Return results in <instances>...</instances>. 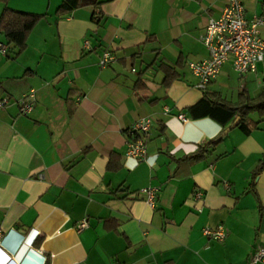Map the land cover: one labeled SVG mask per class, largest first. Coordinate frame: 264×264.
<instances>
[{"label":"crops","instance_id":"0c3cea01","mask_svg":"<svg viewBox=\"0 0 264 264\" xmlns=\"http://www.w3.org/2000/svg\"><path fill=\"white\" fill-rule=\"evenodd\" d=\"M62 1L0 0V16L5 8L44 16L17 57L7 46L0 53V232L10 233L0 264H249L264 247V170L250 185L264 159V119L185 159L222 130L187 109L206 93L237 101L222 94L230 63L205 92L187 68L208 58L200 37L229 0H98L58 17ZM238 1L247 20L264 17V0ZM104 52L116 61L101 68ZM164 66L176 75L168 87ZM260 67L235 74L237 97L264 89ZM30 90L36 103L21 116L17 100ZM145 117L153 122L136 162L125 156L128 131ZM147 187L159 188L154 207L136 195ZM217 226L222 243L202 234Z\"/></svg>","mask_w":264,"mask_h":264},{"label":"built area","instance_id":"2783aa9c","mask_svg":"<svg viewBox=\"0 0 264 264\" xmlns=\"http://www.w3.org/2000/svg\"><path fill=\"white\" fill-rule=\"evenodd\" d=\"M245 7L238 0H229L221 15L216 20H209L200 42L208 53V58L198 62H190L187 68L196 78L195 88L205 92L209 84L216 79L222 67L230 63L233 72L238 78L244 79L247 75L256 74L257 65L264 63V39L261 38V29L264 28V17L254 16L247 20ZM86 44V43H85ZM6 45L0 43V53L6 55ZM116 61L114 55L109 52L102 53L99 58L101 68L109 67ZM132 72L134 70L132 69ZM7 101H0V109L4 108ZM36 103V92L34 90L23 94L18 100V113L21 116L29 115ZM179 119H183L179 116ZM150 117L138 119L128 131V143L125 156L142 162L146 157V143L152 127ZM159 192L158 187H147L137 191V196H142L145 203L154 207L155 199ZM202 193H193L192 201L202 204ZM200 212V208H196ZM87 227L86 221L76 225L78 232ZM10 233L0 232V253L5 254L3 245ZM203 236L224 242L226 233L222 226L214 228L204 227ZM7 255V254H6ZM9 257V255H8ZM26 257V256H25ZM25 260V258H24ZM46 259H43L45 264ZM249 264H264V247L257 248L249 258Z\"/></svg>","mask_w":264,"mask_h":264},{"label":"trees","instance_id":"16d2710c","mask_svg":"<svg viewBox=\"0 0 264 264\" xmlns=\"http://www.w3.org/2000/svg\"><path fill=\"white\" fill-rule=\"evenodd\" d=\"M98 6V0H63L55 14L58 17H63L79 8H97ZM43 17V15L17 12L9 8L3 10L0 16V37L4 42L0 43L6 44L9 48L7 55L9 58L17 57L26 48L29 33ZM92 20L97 22L98 18L93 15ZM162 70L165 74L163 84L168 87L176 78L175 72L171 67L166 66L162 67ZM187 113L193 120L209 118L222 129L217 138L207 144H202L195 153L185 158L188 161H198L204 157L208 146L216 145L222 141L225 137L224 131L230 128L236 119H239V122L234 128H238L245 135H249L257 128L258 124L262 122L261 120L264 119V89H261L253 98L249 97L247 93L241 92L235 103L226 102L214 93H206L198 103L187 109ZM253 115L257 117V121L252 120L251 116ZM262 170H264V159L259 161L251 173V186Z\"/></svg>","mask_w":264,"mask_h":264},{"label":"rangeland","instance_id":"374dc122","mask_svg":"<svg viewBox=\"0 0 264 264\" xmlns=\"http://www.w3.org/2000/svg\"><path fill=\"white\" fill-rule=\"evenodd\" d=\"M258 74L260 75L261 81H264V67H260L258 69ZM232 81L233 82H232V85L230 86V89L222 91L223 97L227 98V100L236 99L237 98V94H238V92L240 90V88L236 84L237 77H236L235 74H232ZM261 83L264 84V82H261ZM249 86H250L249 91L252 93L251 90L256 88L254 82L251 81ZM255 90H257V89H255ZM231 93H232V95H230Z\"/></svg>","mask_w":264,"mask_h":264},{"label":"water","instance_id":"95a60500","mask_svg":"<svg viewBox=\"0 0 264 264\" xmlns=\"http://www.w3.org/2000/svg\"><path fill=\"white\" fill-rule=\"evenodd\" d=\"M238 122H239V119H236L235 122L231 125V127L230 128H227L224 131L223 135H226L231 129H233L234 127H236L238 125Z\"/></svg>","mask_w":264,"mask_h":264},{"label":"bare ground","instance_id":"6f19581e","mask_svg":"<svg viewBox=\"0 0 264 264\" xmlns=\"http://www.w3.org/2000/svg\"><path fill=\"white\" fill-rule=\"evenodd\" d=\"M15 260L17 261V259L15 258Z\"/></svg>","mask_w":264,"mask_h":264}]
</instances>
